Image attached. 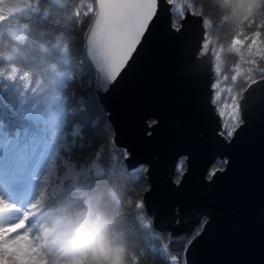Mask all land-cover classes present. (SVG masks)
Here are the masks:
<instances>
[{
    "label": "snow or ice",
    "instance_id": "obj_1",
    "mask_svg": "<svg viewBox=\"0 0 264 264\" xmlns=\"http://www.w3.org/2000/svg\"><path fill=\"white\" fill-rule=\"evenodd\" d=\"M41 8L48 17L43 23L24 18ZM50 8L58 9L62 18L48 16ZM248 10L225 37L222 13L212 0H91L86 5L83 0H0V41L6 49L0 55L32 61L44 72L33 81L27 71L0 68V77L19 80L32 93L43 85L52 103L40 118L54 130L63 128L59 139H68L75 148L72 158L61 161L62 176L53 180L55 166H50L43 177L45 188L26 207L0 196V264H98V257L69 250L73 220L54 215L62 208L45 206L49 193L58 201L87 197L90 210L116 222L121 237L133 233L136 246L127 264H193L192 252L207 236L211 216H189V206L175 199L159 211L150 208L148 196L155 189L151 162L118 141L107 100L138 70L154 43L180 46L186 52L180 76L193 88L203 86L199 105L206 124L192 133L193 143L211 139L225 150L209 161L201 178L214 184L231 165L228 150L255 119V94L264 91V0H249ZM224 51L234 55L227 67L220 57ZM206 57H215V65ZM256 115L264 121V101ZM159 124L158 117L143 116L141 136L150 141ZM192 156L190 150L176 153L167 192L184 188ZM141 186L147 196L131 190ZM13 212L18 215L5 220ZM85 215L78 213L77 219ZM37 217L48 219L37 224ZM54 234L65 237L55 249ZM102 253L106 264H124L111 261L108 250Z\"/></svg>",
    "mask_w": 264,
    "mask_h": 264
},
{
    "label": "water",
    "instance_id": "obj_2",
    "mask_svg": "<svg viewBox=\"0 0 264 264\" xmlns=\"http://www.w3.org/2000/svg\"><path fill=\"white\" fill-rule=\"evenodd\" d=\"M185 56L180 46L157 41L138 70L108 98L118 141L151 162L155 189L148 203L153 211L175 199L189 206V216H211L207 236L192 252L193 264H264V121L256 115L264 91L255 94L250 128L228 150L229 169L208 185L201 179L204 169L225 150L211 139L193 143L192 133L205 129L206 117L199 105L203 86L193 88L179 74L185 70L179 67ZM205 60L214 66L213 57ZM148 114L160 121L150 141L141 136L142 117ZM189 150L191 174L179 193H169L166 182L173 159L178 151Z\"/></svg>",
    "mask_w": 264,
    "mask_h": 264
},
{
    "label": "trees",
    "instance_id": "obj_3",
    "mask_svg": "<svg viewBox=\"0 0 264 264\" xmlns=\"http://www.w3.org/2000/svg\"><path fill=\"white\" fill-rule=\"evenodd\" d=\"M83 2L86 5L91 0H83ZM248 3L249 0H212V5L222 13L220 20L225 37L242 23L245 15L239 18V13L243 9H248ZM81 11L84 9L82 8ZM48 16L62 18L58 9L50 8ZM230 16L237 17L238 22L230 21ZM24 18L33 24H38L43 23L48 17L41 8L36 13L24 14ZM5 51L3 42L0 41V52ZM220 57L223 67L230 66L234 59V55L227 51L221 52ZM213 62L215 65V57ZM9 67H16L20 73L25 71L31 73L33 81L44 75L43 67L37 63L0 55V68L7 71ZM44 83H47L46 79ZM51 103V98L44 91L43 85L37 92L32 93L25 91L19 80L8 81L0 77V194L19 207H26L45 188L43 177L48 174L50 166L54 165L57 172L53 171V180L57 174L62 176L65 169L61 161L72 158L75 152L74 146L68 139L63 141L59 139L60 133L64 131L63 128L54 130L46 120L40 118ZM5 152L7 153L3 154ZM35 180L37 185L30 186V183ZM68 183L65 179V189ZM34 188L37 191L35 190L36 193L32 197ZM131 190L136 196L144 192L143 186ZM45 206L62 208L63 212H56L54 215H64L73 220L71 232L68 234L73 240L70 251H79L89 257H98V264H106L102 253L104 239L121 238L119 233L122 229L116 222H108L100 212L90 210L87 197L58 201V198L54 200L49 193L45 198ZM78 213H87V215L77 219ZM17 215L13 212L6 216L5 220L15 218ZM47 219L37 217L34 222L39 224ZM48 222L51 223L50 220ZM62 239L65 237L57 239L54 234L53 248H56L59 240Z\"/></svg>",
    "mask_w": 264,
    "mask_h": 264
},
{
    "label": "clouds",
    "instance_id": "obj_4",
    "mask_svg": "<svg viewBox=\"0 0 264 264\" xmlns=\"http://www.w3.org/2000/svg\"><path fill=\"white\" fill-rule=\"evenodd\" d=\"M249 14L248 9H243L239 13V18H242L244 15ZM230 21L238 22V18L234 16L229 17ZM44 223V222H41ZM128 238L121 237L118 240L104 239V249L110 252L111 261H123L124 264H127V258L132 255V249L135 247V240L133 238V233L129 232Z\"/></svg>",
    "mask_w": 264,
    "mask_h": 264
},
{
    "label": "rangeland",
    "instance_id": "obj_5",
    "mask_svg": "<svg viewBox=\"0 0 264 264\" xmlns=\"http://www.w3.org/2000/svg\"><path fill=\"white\" fill-rule=\"evenodd\" d=\"M2 152H4V151H2ZM6 153H7V152H5V153H3V154H6ZM36 182H37V180H35L33 183H30V186L37 185ZM2 185H5V184H2ZM5 186H6V185H5ZM6 187H7V186H6ZM17 187H19V185H18ZM37 189H38V188H37ZM35 190H36V188H34L33 191H32V192H33V194L31 195L32 197L35 195V193H36V191H37V190H36V191H35ZM28 192H30V191H28ZM29 194H30V193H29ZM0 196L4 197L2 194H0ZM32 197H31V198H32ZM4 198L6 199V197H4ZM28 198H29V195H28L27 199H28ZM32 200H34V199H32ZM28 201H29V200H28ZM28 203H29V202H28ZM54 249H55V248H54Z\"/></svg>",
    "mask_w": 264,
    "mask_h": 264
}]
</instances>
